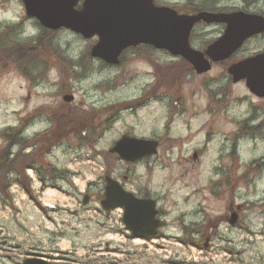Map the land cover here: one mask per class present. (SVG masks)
Listing matches in <instances>:
<instances>
[{
    "label": "rangeland",
    "instance_id": "obj_1",
    "mask_svg": "<svg viewBox=\"0 0 264 264\" xmlns=\"http://www.w3.org/2000/svg\"><path fill=\"white\" fill-rule=\"evenodd\" d=\"M154 2L179 13L264 17V0ZM41 28L26 16L21 0H0V131L22 119L23 136L32 138L56 125L57 142L42 161L69 174L51 179L45 172L39 178V164L26 168L22 181L31 196L11 178L0 194V264H18L35 253L58 264H115L117 248L122 253L134 248L121 229L120 211L100 207L105 174L135 194L155 193L171 207L177 202L169 217L182 210L183 198L192 197L220 219L232 200L243 225L231 227L232 253L165 240L166 251L153 250L154 255L175 254L182 264H264V98L226 73L231 63L261 52L264 36L196 74L183 58L150 46L129 48L119 64L108 65L89 54L95 36ZM224 29L222 23L196 24L192 48L205 50ZM19 44L27 46L25 57L14 55ZM122 135L157 139V154L120 161L108 150Z\"/></svg>",
    "mask_w": 264,
    "mask_h": 264
},
{
    "label": "water",
    "instance_id": "obj_2",
    "mask_svg": "<svg viewBox=\"0 0 264 264\" xmlns=\"http://www.w3.org/2000/svg\"><path fill=\"white\" fill-rule=\"evenodd\" d=\"M27 17L36 19L49 30L68 29L83 38L97 37L90 49L93 58L108 64H117L123 50L140 44L165 50L180 56L197 74L210 70V62L230 58L243 42L264 32V17L236 11L196 14H178L167 6H157L153 0H21ZM80 4V8L76 6ZM223 23V34L207 45L204 52L189 45V35L197 22ZM233 82L244 80L248 90L264 97V51L227 68ZM64 100H71L65 96ZM158 142L122 135L110 148L123 161L134 162L157 152ZM104 196L100 202L104 211L119 206L122 221L134 236L151 237L158 221L154 201L139 199L126 191L113 178L106 176ZM88 200L84 195L83 203ZM149 225V226H148ZM20 264H51L40 254L26 258Z\"/></svg>",
    "mask_w": 264,
    "mask_h": 264
},
{
    "label": "flooded vegetation",
    "instance_id": "obj_3",
    "mask_svg": "<svg viewBox=\"0 0 264 264\" xmlns=\"http://www.w3.org/2000/svg\"><path fill=\"white\" fill-rule=\"evenodd\" d=\"M260 36H264V32L255 34L247 40ZM262 51H264V48L261 50V52ZM135 195L140 198H147L154 201L156 210L155 218L159 220V224L154 235L150 238H141L139 236L134 237L128 232V234L132 236L135 241L140 239L145 240V247L142 246L139 250L132 249L131 251H128V253H122V249L117 248V253L115 256L116 258L114 259L115 264H122L126 260V263L128 264H140L142 262L145 264H154L161 259L157 257L155 258L151 249L157 246L164 249L166 247V244L163 243L165 240H173L179 244H184L189 249L193 248L195 250H206L205 252L210 249L219 250L223 248L229 253L233 252L235 240L231 227H243V225L239 223L237 212L236 219H234L233 213L235 210L232 206V200L228 203L229 207L223 214V218L220 219H218L216 216L212 218V216L208 213V211H211V207H201L200 205L202 200L199 198L196 199L195 202L192 197L183 198V201L181 202L183 207L181 208L182 210L180 212L174 213L172 217H169L174 211V206H178L177 202H175L177 199L173 200L175 204H173V207H171V205L169 206L170 202L168 201V198L157 196L155 193L143 194L140 192L136 193ZM204 199L205 198H203V200ZM237 209L239 210V207H237ZM219 223L222 228H219ZM224 224H226V227L223 226ZM216 239L219 240L220 243H217L216 246L213 247L212 245L215 243ZM1 258L2 256L0 255V259ZM47 258L51 260L52 264L59 263L58 259L54 260L49 257ZM162 260L165 264H182L181 260L178 258L166 261L164 259ZM95 264L101 263L98 261V263ZM230 264L233 263L230 262Z\"/></svg>",
    "mask_w": 264,
    "mask_h": 264
},
{
    "label": "trees",
    "instance_id": "obj_4",
    "mask_svg": "<svg viewBox=\"0 0 264 264\" xmlns=\"http://www.w3.org/2000/svg\"><path fill=\"white\" fill-rule=\"evenodd\" d=\"M41 31L49 33V30L44 28H41ZM17 48H19V50L14 52V55H17L16 57L21 58L27 55V46L19 44ZM23 128L24 121L20 119L18 124L6 127L0 131V137H2L3 140V144L0 146V194L8 189V186L13 179L23 187L25 193L31 196V190L28 187V183L24 184L22 179L25 169L33 167L34 164H39L41 167L37 171L39 178L46 176L45 172L51 179H63L69 174L67 171L63 172L56 169L49 162L42 161L43 155H45L49 148L57 142V139L55 138L57 132H54L56 131L57 126L54 125L53 129H47L41 134V136H33L32 138H25L23 136ZM83 139L86 141L88 139L87 143H90L92 140L91 136L83 137ZM42 180L43 183H45V180ZM1 202L5 204L4 200H1Z\"/></svg>",
    "mask_w": 264,
    "mask_h": 264
},
{
    "label": "bare ground",
    "instance_id": "obj_5",
    "mask_svg": "<svg viewBox=\"0 0 264 264\" xmlns=\"http://www.w3.org/2000/svg\"><path fill=\"white\" fill-rule=\"evenodd\" d=\"M105 109V108H104Z\"/></svg>",
    "mask_w": 264,
    "mask_h": 264
}]
</instances>
